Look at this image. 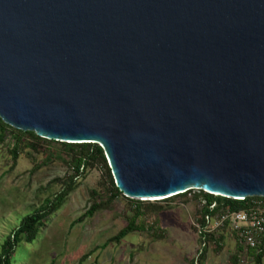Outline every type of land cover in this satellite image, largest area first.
<instances>
[{"label": "water", "instance_id": "1", "mask_svg": "<svg viewBox=\"0 0 264 264\" xmlns=\"http://www.w3.org/2000/svg\"><path fill=\"white\" fill-rule=\"evenodd\" d=\"M0 120L129 199L264 197V0H0Z\"/></svg>", "mask_w": 264, "mask_h": 264}, {"label": "rangeland", "instance_id": "2", "mask_svg": "<svg viewBox=\"0 0 264 264\" xmlns=\"http://www.w3.org/2000/svg\"><path fill=\"white\" fill-rule=\"evenodd\" d=\"M10 132L6 130L0 141V244L23 215L43 207L64 189L62 180L70 174L58 155L59 145L44 140L24 136L23 145L33 142L35 147H21L12 160ZM72 180L71 190L40 221L34 239L15 245L9 264H192L198 240L192 227L195 200L190 194L155 202L160 207L141 216L144 228L113 241L110 238L132 212L130 203L126 205L127 200L120 195L107 201L108 191L103 190L98 166L83 170ZM103 202L106 204L101 205ZM92 203L97 204L96 209L85 215ZM154 228L159 235L151 234ZM220 241L222 247L217 251L207 243L203 255L214 254L206 256L204 264H228L227 257L234 249L232 237L223 236ZM82 256L85 258L80 262ZM260 264H264V256Z\"/></svg>", "mask_w": 264, "mask_h": 264}, {"label": "trees", "instance_id": "3", "mask_svg": "<svg viewBox=\"0 0 264 264\" xmlns=\"http://www.w3.org/2000/svg\"><path fill=\"white\" fill-rule=\"evenodd\" d=\"M6 130L11 131V140L13 141L12 146L9 149L10 158L15 160L17 157V153L19 149L24 146L35 147L33 142H28L23 145V137L30 138L34 141L44 140L46 142H51L54 144L59 145L61 152H58V155L62 157L64 160L63 162L68 165L67 169L69 170L70 174L67 175L66 178L62 180L64 184V189H61L58 193H56L50 201L46 202V205L42 207H37L33 209L31 212L23 215L18 225L12 231L9 237H7L1 244H0V264H9L10 262V255L13 253V249L15 245L20 242H31L36 233L37 227L40 224V221L43 220L44 216L47 213H50L60 202L63 196L71 190L73 186V178L77 177L83 170L92 169L94 166H98L101 171L102 177V186H107L108 189H104V191H108L109 197H107V201L116 198L118 195L123 196L114 186V183L110 180V175L108 171V167L103 156V152L100 147L95 143H64V142H57L52 140H46L34 135L31 131H21L15 128H12L0 120V141L5 138ZM58 156V158H60ZM57 181V179H54ZM196 193L202 194L203 197L209 202L212 199H215L221 202L222 206L228 207L230 210H243L247 208L250 204V200L253 196L245 197L243 199H230L226 197L220 196H212L211 194L204 193L201 190H187L183 193H179L176 195L169 196L167 198L156 200V201H142V200H134L129 199L123 196L126 201V205H129V208L132 209L130 216L127 217L126 224L118 229L116 234L110 238V240L117 241L119 240L124 234L133 231V230H141L143 227V220L141 216L149 214L150 212L154 211V208H159L160 206L155 204L158 201H168L173 198H176L181 195L190 194V198L195 199ZM93 195V193H90ZM262 198V197H261ZM264 199V197H263ZM53 201V204L51 203ZM107 202V203H108ZM106 204V203H101ZM157 206V207H156ZM159 206V207H158ZM97 207L96 203H92L90 207L86 210L85 215H90L92 211H94ZM84 215V216H85ZM139 221V222H136ZM222 234L219 235V239L222 240ZM208 239H212V235H207ZM222 244L219 246L213 247L214 250H220ZM240 251L239 245H234V249L231 255L228 256V264H237L236 256ZM248 254L252 256L253 264H260L261 258L264 256V237L261 242L257 245V247L253 250H249ZM85 258L84 256L80 257L79 261ZM203 258V253L199 257V261Z\"/></svg>", "mask_w": 264, "mask_h": 264}, {"label": "built area", "instance_id": "4", "mask_svg": "<svg viewBox=\"0 0 264 264\" xmlns=\"http://www.w3.org/2000/svg\"><path fill=\"white\" fill-rule=\"evenodd\" d=\"M194 200L192 227L197 236L198 246L194 251L192 264H199V257L208 246V242H211L212 248L222 244L219 240L221 234L232 237L234 245L240 246L236 256L237 264H253L248 251L255 249L264 237L263 197L253 196L247 208L237 211L222 206L221 202L215 199L207 202L202 194L196 195ZM207 235H212V239L206 238Z\"/></svg>", "mask_w": 264, "mask_h": 264}, {"label": "crops", "instance_id": "5", "mask_svg": "<svg viewBox=\"0 0 264 264\" xmlns=\"http://www.w3.org/2000/svg\"><path fill=\"white\" fill-rule=\"evenodd\" d=\"M137 222H138V221H137ZM142 224H143V223H142ZM142 228H144V225H143ZM150 232H151L152 235H156V234L159 235V232L156 231V228H154V230H152V231H150ZM228 248H229V247H228ZM221 252H222V250H221L219 253H221ZM216 253H217V252H216ZM213 254H214V253H207V254L204 253L203 258L200 260V264H204V262H205V260H206V256H208V257H213ZM216 255H218V254H216ZM204 257H205V259H204ZM227 259H228V257H227ZM191 261H192V259H191Z\"/></svg>", "mask_w": 264, "mask_h": 264}]
</instances>
